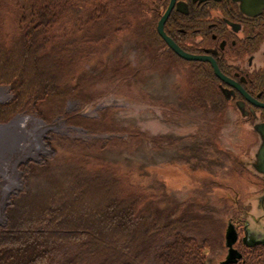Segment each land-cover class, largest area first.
Instances as JSON below:
<instances>
[{"label": "trees", "instance_id": "16d2710c", "mask_svg": "<svg viewBox=\"0 0 264 264\" xmlns=\"http://www.w3.org/2000/svg\"><path fill=\"white\" fill-rule=\"evenodd\" d=\"M139 4L140 0H0V85H8L12 94L0 103V123L26 107L37 110L45 121L50 117L47 105L72 100L79 108L104 94L94 89L101 77L128 88L137 85V66L116 53L113 59L105 57L110 36L123 32L146 56L167 54L174 63L184 64L189 76L180 99L213 115L200 137L178 149L175 162L206 170L215 154L237 164L236 155L218 144L219 116L227 103L211 69L186 64L173 51L162 50L161 38H144L156 31L150 20L144 22ZM98 66L106 72L96 79ZM99 110L97 116L62 111L60 117L67 126L91 134L127 131L133 146L143 139L156 145L163 138L119 130L106 123L109 108ZM62 138L66 145L54 148L61 162L21 165L22 187L3 208L0 264H148L150 255L155 264L207 263L210 242L187 231L198 222L187 212L191 204L180 203L160 214L149 204L152 196L147 200V195L125 186L123 174L87 159L98 149L126 143L123 137L112 134L89 142ZM200 181L189 202L192 197L204 199L218 186L211 177L201 176ZM151 187L163 189L156 180ZM240 253L229 264H264V244L243 246Z\"/></svg>", "mask_w": 264, "mask_h": 264}, {"label": "rangeland", "instance_id": "374dc122", "mask_svg": "<svg viewBox=\"0 0 264 264\" xmlns=\"http://www.w3.org/2000/svg\"><path fill=\"white\" fill-rule=\"evenodd\" d=\"M5 21L9 22L8 18ZM110 38H113L112 43L105 57L113 59L116 53L121 60L132 62L137 66L141 71V79L137 85L128 88L124 84L107 81L101 77L102 82L99 85L95 84L94 89L96 92L103 91L104 94L79 108L72 100H67L62 104L47 105L45 109L50 117L48 121H45L38 115L37 110L26 107L24 111H19L6 122L0 123H8L20 116L36 118L42 125L47 126L39 132L37 137L31 138L28 149L15 164L16 178L11 186L0 195L4 197L0 211V225L4 222L3 208L8 197L22 187L24 169L21 165L29 161L36 164L37 162L43 163L47 159L56 160L55 146L61 147L64 143L66 145L62 136H67L69 139H87L89 142L92 138L109 137L114 134V136L123 137L126 143L106 146L102 150L98 149L95 156L90 154L87 159L98 161L123 174L122 180L125 186H128L130 190H139L147 195V200L148 196H152L149 204L159 210L160 214L162 210L166 212L180 203L185 206L191 204L187 212L197 216L198 222L194 224L195 227L191 228L190 225L187 231L198 238H207L210 242L206 255L208 264H218L225 258L227 254L225 230L229 222L236 229L237 239L233 247L239 252L245 245L241 241L242 228L236 225L238 218H243V221L248 222V228L264 236V212L256 207V173L247 163L244 164L245 161L243 162L252 156L253 135L250 128L238 121L236 112L227 104L219 116L221 123L218 127V144L224 148L223 150H229L236 155L237 164L234 165L215 154L211 155L209 163L206 162V170L203 167L190 170L186 165L175 162L178 149L192 141L193 138L200 137L204 133L205 122L213 115L211 112L193 108L180 99L189 76L184 64L174 63L167 54L146 56L132 37L125 36L123 32L111 35ZM114 38H116L115 43ZM162 42L161 48L164 50L166 43L164 40ZM95 68L96 79L99 74L103 75V72H106L100 66ZM108 68L110 72V67ZM11 97L9 86L0 85V103L9 101ZM104 107L109 108L106 121L108 125L111 124L119 130L127 128L152 136H163L162 140L154 145L151 140L143 139L133 146L134 143L128 137L127 131L91 134L82 131L79 127L67 126L60 117L62 111H76L84 116H97L99 109ZM61 149H66V147ZM248 149L250 150L246 153ZM69 153L72 154V152ZM56 161L61 162L62 159ZM201 176L216 179L218 186L204 199L192 197V201L189 202L187 199L190 194L199 190L198 186L202 182L200 181ZM154 180L161 185L162 190L155 191L151 187ZM0 181H3L2 175H0ZM207 181L204 180L205 183ZM240 207H247V209L249 207V210L246 212L244 209V213L240 211ZM155 263L150 255L148 264Z\"/></svg>", "mask_w": 264, "mask_h": 264}, {"label": "flooded vegetation", "instance_id": "af4514ba", "mask_svg": "<svg viewBox=\"0 0 264 264\" xmlns=\"http://www.w3.org/2000/svg\"><path fill=\"white\" fill-rule=\"evenodd\" d=\"M139 7L144 22L150 20L156 31L144 38H164L157 22L169 7L163 23L166 36L187 53L211 57L226 77L218 78L209 60L184 59L211 69L226 103L250 128L252 156L243 162L256 173V207L264 212V202L259 201L264 172L257 170L264 168V0H140ZM244 209L249 207H240ZM244 223L241 217L236 220L242 233Z\"/></svg>", "mask_w": 264, "mask_h": 264}, {"label": "bare ground", "instance_id": "6f19581e", "mask_svg": "<svg viewBox=\"0 0 264 264\" xmlns=\"http://www.w3.org/2000/svg\"><path fill=\"white\" fill-rule=\"evenodd\" d=\"M46 127L36 118L20 116L0 127V175L3 176V181H0V195L16 178L15 164L28 149L31 138L37 137ZM3 198L0 197V211Z\"/></svg>", "mask_w": 264, "mask_h": 264}, {"label": "water", "instance_id": "95a60500", "mask_svg": "<svg viewBox=\"0 0 264 264\" xmlns=\"http://www.w3.org/2000/svg\"><path fill=\"white\" fill-rule=\"evenodd\" d=\"M169 10L170 8L168 7L167 10L164 12V14L157 22V30L159 34L164 37L163 40L165 41L166 46L169 47L178 56L186 60H192V59L209 60L211 62L214 74L220 79H226V77L220 72L215 61L211 57L187 53L183 51L180 47H178V45L174 43L171 38H168V36H166V34L163 31V23L169 13ZM7 124L8 123L0 124V127L5 126ZM263 157H264V153H262V158ZM257 170L264 172V168H258ZM259 201L264 202V195H261L259 197ZM236 239H237L236 229L234 225L231 222H229L225 230V245L227 248V254L225 255V258L221 260L218 264L234 263L241 257V253L236 248L233 247V244L236 241ZM241 241L245 246H252L260 243L264 244V236H262V234L255 233L253 230L248 228V222L245 221L243 236L241 238Z\"/></svg>", "mask_w": 264, "mask_h": 264}]
</instances>
